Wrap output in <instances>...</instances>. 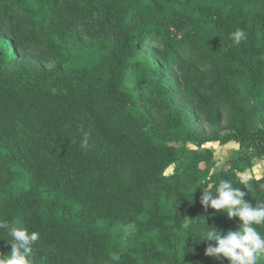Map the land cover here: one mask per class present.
<instances>
[{"label": "trees", "instance_id": "trees-1", "mask_svg": "<svg viewBox=\"0 0 264 264\" xmlns=\"http://www.w3.org/2000/svg\"><path fill=\"white\" fill-rule=\"evenodd\" d=\"M229 142L217 173L208 149L178 164L176 143ZM254 160L264 0H0V222L39 233L32 264H230L202 240L242 222L200 197L230 180L264 203V176L239 175Z\"/></svg>", "mask_w": 264, "mask_h": 264}, {"label": "clouds", "instance_id": "clouds-1", "mask_svg": "<svg viewBox=\"0 0 264 264\" xmlns=\"http://www.w3.org/2000/svg\"><path fill=\"white\" fill-rule=\"evenodd\" d=\"M230 35L236 44L247 39L244 30L239 28ZM87 143L85 136L81 147H86ZM246 194L241 188L234 187L230 180H221L215 193L204 190L200 197L202 205L210 206L216 211L222 210L229 218H239L242 222L239 230H228L224 238H221V232L217 228H206L202 241H213L215 244L206 248V256L222 255L230 264H257L259 258L264 255V233L255 227L264 225V203H256L253 206L245 199ZM0 230L7 231L11 237V242L7 243L12 248L8 256L0 254V264H32V245L39 239V233L8 222H0Z\"/></svg>", "mask_w": 264, "mask_h": 264}, {"label": "rangeland", "instance_id": "rangeland-1", "mask_svg": "<svg viewBox=\"0 0 264 264\" xmlns=\"http://www.w3.org/2000/svg\"><path fill=\"white\" fill-rule=\"evenodd\" d=\"M52 65L53 64H50L48 65V67H51ZM183 107H185L186 115L191 120L196 132L201 136H208L210 130L205 120L201 116H198L194 112H192V110L188 106L184 105ZM156 117H159V115L156 114ZM175 146L178 148V151L180 153V161L178 164L185 162L187 157L191 156L194 152H199L205 149L210 150L213 154L214 160V168L212 170V173H217L222 167L228 165L231 159L235 157L238 150V145L234 142H229L224 145H220L218 143H207L200 148H197L196 146L189 143H176ZM176 166L177 165H173L169 167L165 171V175L169 176L174 173ZM239 175L245 179L259 178L264 176V160H254L251 167L248 170L239 173Z\"/></svg>", "mask_w": 264, "mask_h": 264}]
</instances>
